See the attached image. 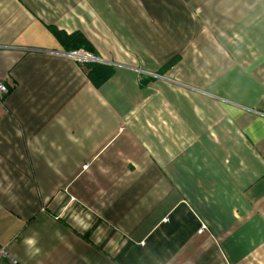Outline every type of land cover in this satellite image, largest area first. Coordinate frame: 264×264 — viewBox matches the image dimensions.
Listing matches in <instances>:
<instances>
[{
  "label": "crops",
  "instance_id": "1",
  "mask_svg": "<svg viewBox=\"0 0 264 264\" xmlns=\"http://www.w3.org/2000/svg\"><path fill=\"white\" fill-rule=\"evenodd\" d=\"M0 80L18 264H264V0H0Z\"/></svg>",
  "mask_w": 264,
  "mask_h": 264
},
{
  "label": "trees",
  "instance_id": "2",
  "mask_svg": "<svg viewBox=\"0 0 264 264\" xmlns=\"http://www.w3.org/2000/svg\"><path fill=\"white\" fill-rule=\"evenodd\" d=\"M53 29V28H52ZM54 33L56 34V36L59 37L60 41L63 43V45H68L69 43L73 42V41H77L79 43V46L85 47L87 44L86 39L80 35L81 33L77 32H72V33H66L63 30H56L53 29ZM112 67L109 65H106L104 63H100V62H94L93 65L90 67V69H88L87 71H85L87 73V76L89 78H91L92 80L97 79V84L101 81H103L104 79H106L107 77H109L112 74ZM133 260L130 262V260L126 259V257L121 254L120 257L118 258V261L120 264H132V263H137V254L135 253L133 258Z\"/></svg>",
  "mask_w": 264,
  "mask_h": 264
},
{
  "label": "built area",
  "instance_id": "3",
  "mask_svg": "<svg viewBox=\"0 0 264 264\" xmlns=\"http://www.w3.org/2000/svg\"><path fill=\"white\" fill-rule=\"evenodd\" d=\"M70 58H73L78 64H85L99 61L94 54H91L86 49L80 48L69 52ZM9 86L5 81L0 80V102H2L9 92ZM0 264H18V260L3 245H0Z\"/></svg>",
  "mask_w": 264,
  "mask_h": 264
},
{
  "label": "clouds",
  "instance_id": "4",
  "mask_svg": "<svg viewBox=\"0 0 264 264\" xmlns=\"http://www.w3.org/2000/svg\"><path fill=\"white\" fill-rule=\"evenodd\" d=\"M23 244L25 246L26 255L32 257L39 254L40 249L36 247V245L38 244L37 234L26 236L23 240Z\"/></svg>",
  "mask_w": 264,
  "mask_h": 264
}]
</instances>
